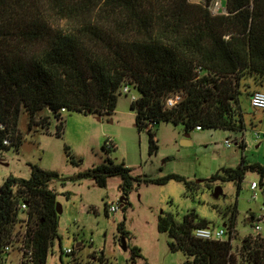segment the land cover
Wrapping results in <instances>:
<instances>
[{
    "label": "trees",
    "instance_id": "1",
    "mask_svg": "<svg viewBox=\"0 0 264 264\" xmlns=\"http://www.w3.org/2000/svg\"><path fill=\"white\" fill-rule=\"evenodd\" d=\"M212 1L0 0V151L19 150L22 111L29 115L30 129L38 125L45 130L46 121L37 119L43 110L55 118L63 107L112 113L125 84L139 91L131 107L137 125L148 129L151 154L158 150L153 129L162 120L182 124L186 134L198 125L243 130L242 88L249 97L264 88V0H225L226 11L218 13L210 9ZM176 94L181 99L167 107L166 99ZM249 170L260 175L257 184L264 191V165L249 164L245 157L206 180H232L240 187ZM118 175L124 199L143 182L175 178L192 184L174 173L134 175L125 162L110 157L76 177L32 164L29 177L10 175L0 187V257L21 220V202L28 204L25 235L32 254L25 251L20 264H46L60 221L51 182L92 176L104 187ZM228 211L227 239L196 237L195 229L209 222L195 211L181 220L163 212L159 229L171 237V249L187 255L182 264H264V237L245 236L234 252L237 206ZM119 230L129 233L124 221ZM132 249L136 260L141 249Z\"/></svg>",
    "mask_w": 264,
    "mask_h": 264
},
{
    "label": "rangeland",
    "instance_id": "2",
    "mask_svg": "<svg viewBox=\"0 0 264 264\" xmlns=\"http://www.w3.org/2000/svg\"><path fill=\"white\" fill-rule=\"evenodd\" d=\"M209 7L214 13L226 11L225 0H213ZM242 91L243 130L193 129L190 138L194 141L186 144L183 125L162 120L153 129L158 144L153 154L149 150L148 129L137 125L131 94L124 93L122 88L112 113L98 115L68 110L62 124H57L55 116L43 110L37 119L46 121L49 126L46 130L38 125L30 129L29 115L22 111L19 131L23 141L19 150L10 147L0 151V187L10 175L29 177L32 164L57 171L62 177H76L105 163L108 157L116 163L125 162L134 175L163 178L174 173L192 183L189 187L175 178L165 183L143 182L135 184L124 199L119 175L109 177L104 187L92 176L53 180L50 186L57 192L62 212L59 236L54 239L46 264H100L101 258L103 264H182L187 255L182 250L171 249V237L159 229L163 212L181 220L189 211H195L209 226L219 228L231 216L229 207L237 206L234 252H239L245 236L264 237V222L261 234L256 235L252 219L264 214V191L260 185L251 188L253 181H260L257 172L247 171L240 187L232 180H206L222 167H236L244 157L249 164L264 165V109H255L249 95L243 88ZM132 93L139 95L136 88ZM57 125L60 133L56 132ZM110 139L116 149L109 152ZM227 139L232 142L231 147L227 146ZM240 140L244 145L237 144ZM220 187L223 192L216 194ZM113 205L117 210H111ZM121 221L129 232L126 236L119 230ZM23 230L24 225L19 221L13 233L21 234L18 236L21 238ZM134 246L141 249L136 260ZM67 248H73L74 252L68 254ZM18 250L15 245L4 255V264H20Z\"/></svg>",
    "mask_w": 264,
    "mask_h": 264
},
{
    "label": "built area",
    "instance_id": "3",
    "mask_svg": "<svg viewBox=\"0 0 264 264\" xmlns=\"http://www.w3.org/2000/svg\"><path fill=\"white\" fill-rule=\"evenodd\" d=\"M133 88H135L133 85L125 84L122 87V91L126 94H131L132 101H135L139 98V95L132 93ZM180 99H181L180 94L170 96L166 99V106L171 107L176 103V101H178ZM250 101H251V105L255 109H264V91L263 90H255L254 92H252L250 95ZM65 112H67V108L63 107L60 110V116L55 118L57 124H61L64 121L63 115ZM57 127H58V125H57ZM197 129L201 130L202 127L200 125H198ZM5 142L8 143L9 141L5 140ZM107 142H108L107 148L109 150L113 149V147L115 146L113 143V140L110 139ZM240 143H241V140L237 142L238 145H240ZM226 144L228 147L232 146V142L229 139L226 140ZM251 188L252 189L258 188V184L256 181L252 182ZM255 196H256V192L254 193L253 198ZM19 209L21 211L20 222L24 225V230L21 231V232H23V236H21V238H19L18 236H20L21 234H19V233L13 234L10 241L4 247V250H3L2 255L0 257V264H4V261H3L5 259L4 255L8 254L14 248L15 245H17V247L19 249L18 251L21 254V261L23 259H25V257H24L25 251H27L28 255H30V256L32 254V250L30 248H27V246H26L27 236L25 235V233H26L28 220H29L28 213H27V210H28L27 202H24V201L21 202L19 205ZM111 210H113V211L117 210V206L113 205L111 207ZM252 219L255 222L254 233L256 235L261 234V229H262L261 223L264 222V214L259 215L258 217L254 216V218L252 217ZM194 233H195L196 237L203 238V239H210V240L227 239L228 235H229L227 225L219 227V228H215V227H211V226L198 227L195 229ZM232 242H234V239L232 240ZM65 251L68 253H72L73 248H67ZM30 256H28V257H30Z\"/></svg>",
    "mask_w": 264,
    "mask_h": 264
},
{
    "label": "water",
    "instance_id": "4",
    "mask_svg": "<svg viewBox=\"0 0 264 264\" xmlns=\"http://www.w3.org/2000/svg\"><path fill=\"white\" fill-rule=\"evenodd\" d=\"M189 137H190V134H186V139H184L183 142L186 143V144L190 143V141L188 139ZM197 181L199 182V181H202V180H197ZM222 192H223V190L220 187L219 191H218V188H217L215 193L216 194H220ZM56 209H57V212L59 214L62 212V204L60 202L57 203ZM226 225H227L226 223L223 224V226H226Z\"/></svg>",
    "mask_w": 264,
    "mask_h": 264
},
{
    "label": "crops",
    "instance_id": "5",
    "mask_svg": "<svg viewBox=\"0 0 264 264\" xmlns=\"http://www.w3.org/2000/svg\"><path fill=\"white\" fill-rule=\"evenodd\" d=\"M249 98H250V97H249ZM197 130L200 131L199 129H197ZM201 130H202V129H201ZM188 139H189L190 142H193V141H194V139H192V138H190V137H189ZM53 243H54V242H53ZM82 244H83L82 241H81V242H78V247L81 248ZM52 249H53V244H52V247H51L50 250H52Z\"/></svg>",
    "mask_w": 264,
    "mask_h": 264
}]
</instances>
